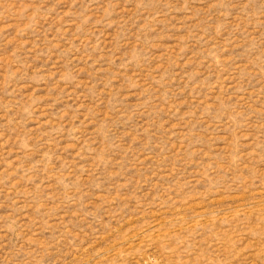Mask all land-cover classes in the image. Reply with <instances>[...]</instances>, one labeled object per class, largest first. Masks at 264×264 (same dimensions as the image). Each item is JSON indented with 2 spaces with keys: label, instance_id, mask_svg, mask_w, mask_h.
Wrapping results in <instances>:
<instances>
[{
  "label": "rangeland",
  "instance_id": "374dc122",
  "mask_svg": "<svg viewBox=\"0 0 264 264\" xmlns=\"http://www.w3.org/2000/svg\"><path fill=\"white\" fill-rule=\"evenodd\" d=\"M0 264H264V0H0Z\"/></svg>",
  "mask_w": 264,
  "mask_h": 264
}]
</instances>
